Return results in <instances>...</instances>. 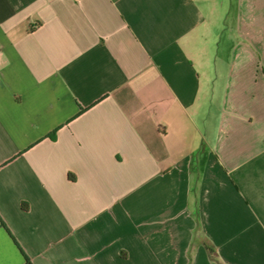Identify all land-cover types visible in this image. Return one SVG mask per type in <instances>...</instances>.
<instances>
[{"label": "crops", "instance_id": "obj_1", "mask_svg": "<svg viewBox=\"0 0 264 264\" xmlns=\"http://www.w3.org/2000/svg\"><path fill=\"white\" fill-rule=\"evenodd\" d=\"M0 264H264V0H0Z\"/></svg>", "mask_w": 264, "mask_h": 264}]
</instances>
